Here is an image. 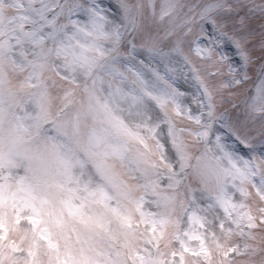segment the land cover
I'll use <instances>...</instances> for the list:
<instances>
[{
  "label": "snow or ice",
  "instance_id": "snow-or-ice-1",
  "mask_svg": "<svg viewBox=\"0 0 264 264\" xmlns=\"http://www.w3.org/2000/svg\"><path fill=\"white\" fill-rule=\"evenodd\" d=\"M33 5L29 27L0 31V60L26 45L21 70L40 95L46 73L81 71L87 111L103 110L123 138L114 154L136 184L132 191L118 175L99 173L111 189L103 193L104 218L119 229L112 255L72 257L52 237L73 222L91 228L102 219L85 215V198L66 187L74 182L70 172L55 183L29 162L16 185H0V264H264V0ZM129 79L133 102L151 125L147 138L96 95L104 84L120 94ZM0 94L11 95L3 70ZM37 121L38 132L50 122ZM169 148L178 166L168 162ZM37 241L50 251H40Z\"/></svg>",
  "mask_w": 264,
  "mask_h": 264
},
{
  "label": "rangeland",
  "instance_id": "rangeland-1",
  "mask_svg": "<svg viewBox=\"0 0 264 264\" xmlns=\"http://www.w3.org/2000/svg\"><path fill=\"white\" fill-rule=\"evenodd\" d=\"M23 2H25V0H0V21L2 22L0 30L11 35L13 31H15L13 29L14 27L20 30L21 25H24L25 28L30 26L31 20L35 19V16L30 11L31 7L34 5L32 4L30 6L24 7ZM133 2H135V0H133ZM35 6L38 7V3L35 4ZM3 39L4 37L0 36V41ZM26 48V45L24 48H20L19 54L22 57L19 59L13 56V51L16 49V47H13L9 52V55L11 56L10 61L0 60V70L5 71L6 73L7 70H9L11 73H16L20 76H24L25 78L19 88L16 90L10 89L12 93L19 94L22 100H25L23 103L21 99L18 100L21 102L20 106H22L23 110L22 113L13 117V123L11 125L10 131L13 137H15L17 131L25 132L26 128L29 127L28 118L31 114V110H28L25 105L29 99L32 100V97L30 96L32 88L27 86L25 73L21 70L26 63ZM20 60L24 62L22 63ZM57 72L64 73L67 76V79H62L61 76L57 74ZM53 78H57L58 82L60 81V92L56 91L54 87L57 81L54 82L52 87ZM46 80L48 83L47 87H49V89L46 87V91L43 95L37 93L36 96L42 97L48 102L47 110L48 113H50V116L53 118L55 113L54 108L57 106V108L60 107L58 105L59 101L67 99L70 109L62 121V125H64L65 129H67L66 131L73 135L75 134L78 140L89 149V152L97 155L100 161V166L103 170H107L108 172L116 174L117 170H120L121 168L124 169V176L121 174L116 175L126 180L132 187L131 182H129L130 173L124 167L126 161L114 154V150L122 146L121 139L123 138L116 134L109 127V125L105 122L104 115L100 116V113L87 111L88 95L86 92L84 94V98L81 99L80 97H77V94L74 91V88H80L81 85L86 84L84 74L79 70L71 71L60 67L55 71L46 73ZM129 81H131V79L121 83L120 87L123 89V92L120 94H117L114 88H109L107 84H104L96 90V95L101 101V96H106L108 87L111 92L110 97L114 104L110 106V110L114 115L121 118L127 127L137 132L138 125H136L134 118L137 114L138 108L135 106L133 99L128 97L130 94H133L135 87L131 86V82ZM88 83L90 85V82ZM124 93H128V95H125ZM56 96L58 98L57 105ZM74 96L76 97L75 99ZM100 104L102 105L101 102ZM125 112H129L128 115L124 114ZM144 121L147 124L146 128L148 129L151 125L147 122V117L145 115ZM84 122L85 124H83ZM92 123L95 125V128L91 127ZM132 124L133 126H131ZM147 133L148 135H151L150 132L147 131ZM148 135L144 136L147 138ZM157 135L159 136V133H157ZM2 141L3 143L0 148V170L4 174L5 182L6 178H9L11 180L10 183H12V181H16L17 183L20 179V172H18L16 169L17 166L14 162L15 155L12 154V140L9 139V136H6ZM54 143L55 142H53L52 139H49V144L46 145L47 150L43 152L44 160L39 161V165L44 169L49 167V169L46 170L47 172L54 169L56 175L59 174L57 179H53V182L55 183L63 184L65 181L66 172H70L74 182L67 184L66 187L77 188L79 190L80 196L85 198V205L83 208L85 215L102 219L101 223L96 224L91 228H87L82 224L73 222L70 229L65 234H63V236H53L54 241L57 244H60L61 241L63 242V246L60 248L61 253L67 252V254L72 257H78L81 254H86L87 256L96 260L103 261L105 258L102 257L101 254L104 252L105 248L104 245L103 247L101 245L99 233L110 232L108 231L110 230V227L107 219L104 218V207L102 203V200L104 199L103 193L105 191L102 189V186L93 179L82 162H74V160L67 161L64 154H62L61 150L56 147ZM154 160L157 161V159ZM167 160L169 162L168 155ZM0 185L7 187V185L2 182H0ZM85 188H87L89 191H94L95 194L91 196L87 195V192L84 191ZM132 191H135V188H132ZM75 203L79 204L80 201L76 200ZM28 242L29 240H26V243Z\"/></svg>",
  "mask_w": 264,
  "mask_h": 264
}]
</instances>
